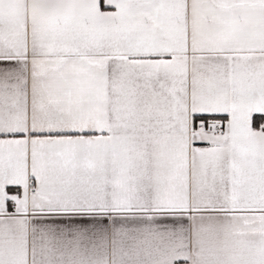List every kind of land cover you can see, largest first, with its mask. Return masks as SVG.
I'll return each instance as SVG.
<instances>
[{
	"label": "snow or ice",
	"instance_id": "snow-or-ice-1",
	"mask_svg": "<svg viewBox=\"0 0 264 264\" xmlns=\"http://www.w3.org/2000/svg\"><path fill=\"white\" fill-rule=\"evenodd\" d=\"M0 264H264V0H0Z\"/></svg>",
	"mask_w": 264,
	"mask_h": 264
}]
</instances>
